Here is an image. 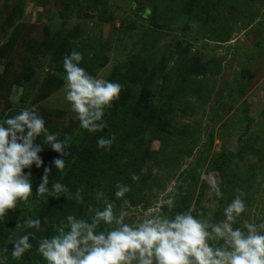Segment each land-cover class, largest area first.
<instances>
[{
	"label": "rangeland",
	"instance_id": "rangeland-1",
	"mask_svg": "<svg viewBox=\"0 0 264 264\" xmlns=\"http://www.w3.org/2000/svg\"><path fill=\"white\" fill-rule=\"evenodd\" d=\"M189 6L94 0L72 11L63 0H0V120L35 108L49 132L69 142L80 126L65 100L63 59L72 51L90 75L122 86L114 121L141 102L149 109L139 153L123 168L120 183L130 192L96 196L83 219L109 202L127 223L149 209L169 217L191 209L219 222L242 194L246 211L234 227L264 223V0H204L195 20ZM74 28L77 39L65 42ZM52 30L61 34L50 42ZM40 156L43 167L24 170L31 180L60 154L44 147Z\"/></svg>",
	"mask_w": 264,
	"mask_h": 264
},
{
	"label": "clouds",
	"instance_id": "clouds-1",
	"mask_svg": "<svg viewBox=\"0 0 264 264\" xmlns=\"http://www.w3.org/2000/svg\"><path fill=\"white\" fill-rule=\"evenodd\" d=\"M82 59L78 51L63 59L65 100L80 127L97 133L107 126L105 110L119 99L122 86L90 75L80 66ZM114 140L115 136L99 137L96 143L100 149L110 150ZM44 147L61 156L68 148L66 138L62 141L58 134L49 132L35 108H22L16 115L0 120V220L32 196L31 173L24 170L33 165L43 167L40 153ZM53 164L63 172V159H55ZM49 174L50 169L44 167L37 196L48 195L56 200L63 196L82 202L80 190L73 195L58 181L51 182L49 189ZM131 179L136 182L140 177L133 173ZM116 189L117 199L131 190L122 183H117ZM213 190L218 199L222 198L218 187ZM241 196L227 203L224 219L219 222L197 218L191 209L171 217L153 214L149 209L143 220L127 223L123 210L115 214L112 204L105 202L88 220L68 215L66 223L53 225L56 234L41 239L37 251L47 264H264V223L234 227L246 211ZM102 197V192L97 193L98 200ZM165 203L172 207L174 201L169 198ZM44 223H48L47 219ZM24 226L38 232L41 220L27 219ZM30 236L32 233L13 241V259H20L32 248ZM0 264H4L3 259Z\"/></svg>",
	"mask_w": 264,
	"mask_h": 264
},
{
	"label": "trees",
	"instance_id": "trees-1",
	"mask_svg": "<svg viewBox=\"0 0 264 264\" xmlns=\"http://www.w3.org/2000/svg\"><path fill=\"white\" fill-rule=\"evenodd\" d=\"M72 11L80 6H89L94 0H63ZM178 3L188 1L190 6L187 9L188 16L198 19L201 15V5L204 0H174ZM60 27H56L59 29ZM123 27H121V31ZM64 38L65 42L76 40L75 33L77 28L70 30ZM75 33V34H74ZM61 31H51L50 42L59 37ZM74 34V35H73ZM63 38V39H64ZM182 44L177 43L173 47V54L180 55ZM49 50L44 48L43 54L46 56ZM104 59L103 53L99 55V63ZM45 62L47 60H44ZM179 66L177 67V69ZM119 108L105 110L103 117L106 127L101 132L89 133L80 126L75 130L73 138L66 142V155L59 156L65 162L63 172H59L55 166L50 170L49 189L51 182H60L66 185L70 192L75 194L81 191L82 202L78 203L75 199L67 200L63 196L59 200L51 196H37L36 189L41 183V176L32 177V196L25 204L19 202L15 210H10L8 219L5 223H0V259L4 264H47L43 257L38 253V243L41 239L55 235L53 225L59 226L66 223V216L74 215L78 219H83L84 211L87 206L96 199L97 193H104L105 196L114 197L116 184L120 183L123 176V168L134 160L138 155V148L142 140V131L145 128L149 115L146 103H139L133 110L126 111L124 119L118 124L114 121ZM144 118H142V116ZM115 140L110 150L100 149L97 146L99 137L111 138ZM132 163V162H131ZM40 219L41 230L26 228L24 221L27 219ZM47 219L48 223L44 221ZM32 233L30 243L32 248L20 259H13V241L19 236Z\"/></svg>",
	"mask_w": 264,
	"mask_h": 264
}]
</instances>
